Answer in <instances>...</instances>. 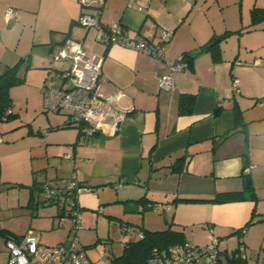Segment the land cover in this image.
<instances>
[{
	"label": "crops",
	"instance_id": "0c3cea01",
	"mask_svg": "<svg viewBox=\"0 0 264 264\" xmlns=\"http://www.w3.org/2000/svg\"><path fill=\"white\" fill-rule=\"evenodd\" d=\"M65 1L69 9L59 17L52 14L44 26L42 0H0V72L16 66L23 82L27 75L36 82L41 98L44 86H69L72 79L59 77L67 62L52 56L71 38L88 56H103L100 93L123 90L119 104L133 110L119 126L106 123L90 136L70 123L66 111L49 112L47 127L37 131L44 144L38 167L30 163L24 179L12 184L24 186L29 201L45 185L64 187L74 172L81 214L110 212L118 204L124 209V201L145 196L147 203L163 204L170 216L161 228L171 222L197 245L214 235L223 258L234 252L244 255V264H253L252 255L255 264H264V20L251 25L250 16L253 7L264 8V0H97L101 25L119 23L131 37L150 40H157L161 29L170 30L162 58L96 41L97 27L78 22L82 12L93 11L95 0L85 9L78 0ZM8 5L17 18L7 22ZM227 31L219 54L202 51L191 64L181 60ZM172 65H178L172 88L161 89L157 76L170 73ZM237 111L241 119L235 126ZM175 163L182 168L172 170ZM2 168L0 156V179ZM243 174L251 181L248 187ZM219 196L226 199L214 200ZM179 198L203 201L173 202ZM60 199L74 201L67 195ZM108 214L119 218L116 211ZM150 219L142 217L141 225L155 229ZM128 239L123 235L120 241Z\"/></svg>",
	"mask_w": 264,
	"mask_h": 264
},
{
	"label": "built area",
	"instance_id": "2783aa9c",
	"mask_svg": "<svg viewBox=\"0 0 264 264\" xmlns=\"http://www.w3.org/2000/svg\"><path fill=\"white\" fill-rule=\"evenodd\" d=\"M88 0H79L81 6L87 5ZM92 12H82L78 22L87 27H97L96 41L108 45L119 43L129 46L157 58H162L166 47L170 44L172 32L161 29L157 40H150L142 35L131 37L128 30L119 23L108 25L100 24V8L94 2ZM6 21L15 20L17 13L12 6L4 9ZM54 61H66L67 66L61 70V79L70 78L72 84L67 86L47 85L42 88V101L46 110L52 112L66 111L69 113V120L72 125L81 129L83 136H90L103 129V125L110 123L114 126L122 124L133 106H122L119 100L124 96V91L119 89L113 93L102 94L99 91L100 83L105 79L102 72L103 56H88L82 44L74 39L68 38L64 44L53 54ZM178 68V65L170 66V73L157 76L158 86L161 89L172 88L173 81L171 73ZM238 84V79H234ZM12 114L11 107L0 111V122L7 120ZM45 131V130H43ZM3 136L0 131V142ZM71 157V154H66ZM79 188L78 180L73 172L68 183L64 187L43 186L44 198H58L61 206L65 207L64 215L60 216L61 221L67 219L70 223L68 234L72 238L57 244L48 249L44 248L39 237L31 232L22 235L6 234L4 243L7 249L5 264H93L83 248L78 247L76 232L81 224V210L74 201L61 202V196L74 193ZM65 204V205H64ZM64 219V220H63ZM126 236L134 231L132 226L122 228ZM245 229L242 230V233ZM139 233V232H138ZM143 234L140 232L139 236ZM240 251L244 249L240 245ZM110 252H103L100 259L109 260ZM241 259H245L241 255ZM109 264V263H107ZM144 264H226L221 260V253L218 240L210 235L209 241L203 245L185 244L183 246H170L161 250L153 249L151 256Z\"/></svg>",
	"mask_w": 264,
	"mask_h": 264
},
{
	"label": "rangeland",
	"instance_id": "374dc122",
	"mask_svg": "<svg viewBox=\"0 0 264 264\" xmlns=\"http://www.w3.org/2000/svg\"><path fill=\"white\" fill-rule=\"evenodd\" d=\"M101 1L95 0V3L101 6ZM68 9L69 4L65 0H42L41 24L47 26L50 17L52 19V14L59 17ZM18 35L15 34L16 37ZM18 73L21 75V72ZM29 78L30 76L27 75L23 83L10 88L9 107L12 109V114L8 120L0 122V131L3 136V141L0 143L4 146L0 149L3 161L0 179V230L17 234L21 231L31 232L39 237L44 248L50 249L72 238V233L68 234L69 221L63 219L64 221L60 224V218L56 214L57 207L55 204H50L48 199H44L42 189L37 191L38 196L29 198V203L25 197V187L20 184L12 185L13 181L24 179L23 175L25 172L27 174L28 169L32 167L30 163L33 162L34 167H38V156L40 157L44 144L40 140L43 135L38 134L37 131L47 127L45 116L52 114L49 113L52 111L46 110L42 105L36 82L30 81ZM41 162L42 159H40ZM117 206L115 210L111 207L110 212L105 208L102 212L83 210L81 214V224L76 232L78 247L84 249L93 264L109 263L110 260L100 259L103 252H110L111 256L121 253L123 243L120 238L124 234L120 225L130 224L137 230L138 225H141V218L145 217L151 218L150 222L155 229H162L163 219L168 216L162 208L158 211L147 208L142 212H125L121 204ZM114 211L118 213L116 215L119 218H113L111 214H108ZM50 220H53V223H49ZM130 236L134 238L135 232H132ZM126 237L128 238L129 235ZM6 259L4 235L0 234V264H5ZM249 262L255 264L256 257L252 255Z\"/></svg>",
	"mask_w": 264,
	"mask_h": 264
},
{
	"label": "trees",
	"instance_id": "16d2710c",
	"mask_svg": "<svg viewBox=\"0 0 264 264\" xmlns=\"http://www.w3.org/2000/svg\"><path fill=\"white\" fill-rule=\"evenodd\" d=\"M101 7V6H100ZM251 16V25H256L260 21L264 20V8H258L253 7L250 12ZM230 34V31H227L221 35L212 36L207 42H205L203 45H201L197 50L194 52H185L182 56L181 60H185L187 64H191L194 57L199 54L202 51H210L212 53L219 54V44L227 38V36ZM23 82V78L20 77L17 74V68L16 66L9 67L5 69L4 71L0 72V111L4 110V108L9 107V90L11 87L19 85ZM191 98V103L193 102ZM183 105V103H181ZM217 111V110H216ZM215 111V112H216ZM10 116L7 118L9 119ZM241 114L240 112L235 113V126L240 122ZM2 133V132H1ZM184 157L177 158V161H183ZM176 161V162H177ZM180 164V163H179ZM183 164L180 165H173L172 170H180L182 168ZM245 179L244 187H248L250 185V179L248 175L243 174ZM14 185V184H12ZM16 185V184H15ZM79 185V183H78ZM67 196L71 197L72 200H74V193L67 194ZM252 198H255L254 195H252ZM47 199V198H44ZM226 198L224 197H217L214 200H220L223 201ZM50 201V204H56L59 207V217L64 215L65 207L61 206L59 203L58 198H48ZM148 199L143 196L138 199L134 200H126L124 201V210L127 212H134L139 211L142 212L145 209L153 208L154 210L158 211L161 207L162 209H165L163 207V204L159 203H147ZM176 201H184V202H190V201H203V199H195V198H179L175 199L173 202ZM32 202V201H31ZM75 202V200H74ZM30 203V200H29ZM77 204V202H75ZM264 220V218H262ZM121 228L126 226H131L130 224H123L120 225ZM139 228L135 231V237H131L129 235L128 241L125 240L122 245V251L119 255L116 256H110L109 258V264H144L148 258L151 256L153 249L161 250L164 248H168L170 246H183L185 244H192L188 241H186L185 235L182 230H177L175 228H172V223L168 222L166 224V227L162 229H149L145 228L142 225H138ZM245 229V227H242L239 229L240 235H243L242 230ZM123 232V231H122ZM141 232L143 235L139 236V233ZM0 234L6 235V234H14L11 232H6L4 230H0ZM123 234L126 236V234L123 232ZM17 235V234H15ZM197 245V244H194ZM221 260L223 263L226 264H244L245 261L241 259L239 256L234 255V252L230 253V255L225 254L224 258L221 256Z\"/></svg>",
	"mask_w": 264,
	"mask_h": 264
}]
</instances>
